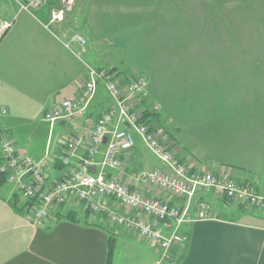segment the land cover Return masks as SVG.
I'll return each instance as SVG.
<instances>
[{"label":"crops","instance_id":"1","mask_svg":"<svg viewBox=\"0 0 264 264\" xmlns=\"http://www.w3.org/2000/svg\"><path fill=\"white\" fill-rule=\"evenodd\" d=\"M182 2L77 1L63 25L53 28L64 38L70 30L89 38L84 49L78 46L81 58L44 26L49 20L51 7L57 5L58 0H50L34 13L19 11L12 0L0 2V21H12V25L0 34V128L8 131L22 153L36 160L49 158L48 181L62 179L67 174L68 168L61 163L60 157L66 152L68 141L77 132L95 126L107 104V99L100 96L103 91L100 89L85 116L59 119L55 123L46 119L51 107L66 97H76L81 93L87 78L88 62L84 57L91 49H106L108 45L119 49L131 42L136 49L194 47V42H187L186 31H182L186 18L179 19L173 15L174 19L161 22L162 10L174 7L173 12L176 13ZM77 8H82V11ZM108 15L117 17L110 20L119 22L124 27L123 32L112 37L113 41L109 36L106 38L110 41H106L104 32L100 45L99 41H90L92 27L89 24L96 23L101 28V22L106 25L109 21ZM79 16L82 18L80 25L77 21ZM127 24L141 27L127 32ZM202 44L200 42V49ZM230 64L233 63L216 66L206 63L201 68L210 76L198 74L199 79L190 80L188 76L191 75L187 72L178 73V76L187 77H179L178 81L174 78L172 83L181 82L175 89L172 87L174 96L162 93L157 98L153 93L160 101V110H163L158 131L183 162L252 181L264 192V68L258 69L261 72L256 78L250 77L256 73L236 78L232 71L238 70V65ZM257 65L264 66V63ZM153 99L151 102H156ZM87 145L82 147V151ZM148 149L141 136L136 137V145L123 155L124 168L112 173L130 182L132 176L139 172L165 168L163 162L162 166H151ZM7 183L0 189V264H106L112 232L116 237L114 264H119L122 259L123 264H264V208L245 207L235 201L221 199L212 190L196 193L191 201V213L200 201H206L214 217L196 219L177 227L187 239L184 245L174 244L168 258L163 256L164 250L157 241L145 239L108 218L110 222H103L101 213L92 212L88 219L85 206L79 202L56 207L46 225H36L31 222L29 213H20L11 204L17 189L14 182ZM131 186L145 194L166 199L173 205L185 206L183 198L161 188ZM103 202L123 214L144 215L112 197L103 199ZM71 211L77 220L64 218ZM57 212L59 218L55 216ZM98 223H104L106 228ZM158 223L166 235L177 226L174 221Z\"/></svg>","mask_w":264,"mask_h":264},{"label":"built area","instance_id":"2","mask_svg":"<svg viewBox=\"0 0 264 264\" xmlns=\"http://www.w3.org/2000/svg\"><path fill=\"white\" fill-rule=\"evenodd\" d=\"M12 1L20 11L34 13L50 0ZM77 1L80 0H58L57 5L51 7L49 20L44 26L57 34L64 45L81 58L78 46L84 49L87 38L78 31H71L64 38L53 28L64 23ZM11 25V21L4 20L0 23V30H6ZM122 77L116 71L87 64V78L81 93L76 97H66L47 111L46 119L51 123L59 119H77L87 114L101 85L109 96V102L95 126L77 132L68 141L66 152L60 157L61 163L68 168L62 179L48 181L49 158L36 160L22 153L8 131L0 128V150L5 168L10 172L9 181L15 183L21 201L32 202L29 212L32 223L44 226L56 207L79 202L93 213H105L109 220L137 232L145 239L157 241L164 250L163 256L169 258L170 248L184 242V238L176 229L166 235L158 222L174 221L178 227L185 222L214 217L206 201H200L197 212L191 213V201L199 190H212L216 197L245 207L264 208V194L251 181L183 162L161 132L153 131L141 122L146 109L160 111V105L153 104L149 98L148 76L135 74L124 77L125 80ZM135 134L141 136L166 167L139 172L127 182L112 171L124 168L123 155L136 145ZM86 143L88 145L82 151ZM98 155H101L100 160H97ZM132 184L161 188L183 198L185 206L173 205L166 199L145 194L132 188ZM109 197L146 216L123 214L109 208L103 202Z\"/></svg>","mask_w":264,"mask_h":264},{"label":"rangeland","instance_id":"3","mask_svg":"<svg viewBox=\"0 0 264 264\" xmlns=\"http://www.w3.org/2000/svg\"><path fill=\"white\" fill-rule=\"evenodd\" d=\"M1 1L2 0H0V2ZM179 1L182 2L183 0ZM173 8L170 7L169 10L164 9L161 11V14H164L161 22L166 19H174L175 16L173 15H177L179 19L180 17L186 18L187 21L183 24L182 31H186L184 34L187 36V42H194V47L188 46L186 49H136L137 47L131 42V44H127V46L122 45L119 49H114V45L109 46L107 44L108 46L106 49H91V52L84 57L88 62L87 64L92 67H96V65L116 66L120 70L130 74L129 76L135 74L147 75L149 81V98L152 100L153 96L155 98L153 100L157 102H153V104L160 103V101L156 99V97H161L159 94L165 93L171 96L170 93H172V96H174L172 87L175 89L181 82L172 83V81H174V78L178 81L177 79H179V77H184L185 79L186 76H178V73L184 74L187 72V74L191 75L188 76L191 78L190 80L194 78L199 79L200 75L198 74L202 73L210 76L208 72L202 70L206 63H210V65L213 66L222 63H233L230 65L234 66L238 65L236 67L239 69L232 71L235 72L234 77L236 78L249 77L250 73H256V76L253 74L250 75V77L256 78L258 72H261L258 69L261 67L264 68V66L257 65V63H264V0H184L180 10H176V13L173 12ZM77 9L80 10L82 8ZM79 14H82V12ZM136 15L142 16L141 14ZM148 16L151 15L148 13ZM107 18L109 21H107L106 25L102 24V22L100 23L101 28L94 23V20H92L94 24H89L92 27L90 41H99L100 45L103 41L102 35L104 32L105 38L109 36L112 41V37L116 34L120 35L121 32H123L122 28L124 27H122L119 22L110 20V18L116 19V16L108 15ZM141 20L142 18L140 17V21L138 20L139 23L143 22ZM77 21L79 25L82 24V18H80V16L79 18L77 17ZM157 21L158 20L153 21L152 24L154 25V22ZM61 25H63V23ZM140 27L141 26H139V28ZM139 28L137 25L134 26L131 24L125 26L127 32L138 30ZM6 30H0V34L4 33ZM54 35L58 37L57 34L54 33ZM86 38L88 44L89 38ZM106 41L110 40L106 38ZM200 42H203L202 49H200ZM241 68H247V70ZM173 73H175L174 75L176 76H173ZM226 73H231V71H227ZM122 79L125 80L124 77H122ZM183 80L182 84L186 85ZM188 84L190 83H187V85ZM183 85H181V87ZM100 89L103 90L100 96L107 99L106 103H108L109 96L105 87L101 85L99 91ZM177 89L180 90L181 88ZM180 92H183V89H181ZM160 114L163 116V110H160ZM136 135L138 134H135V136ZM136 137L138 139L140 136ZM146 152L151 157V166H162V160L151 149H148ZM99 156L100 155L97 156V160L101 159H98ZM6 184L8 185L9 183ZM262 193L264 194V192ZM198 209L199 207L197 205L195 211L197 212ZM195 211L192 212L194 213ZM97 221L99 220L97 219ZM175 228L176 231H178L179 226ZM180 234L185 240L180 243V245H184L187 237L182 233ZM123 261L122 259V262L119 264H123Z\"/></svg>","mask_w":264,"mask_h":264},{"label":"trees","instance_id":"4","mask_svg":"<svg viewBox=\"0 0 264 264\" xmlns=\"http://www.w3.org/2000/svg\"><path fill=\"white\" fill-rule=\"evenodd\" d=\"M97 68H106V69H110L112 71H116V72H118V74L120 76H124L126 78H128L129 75H130V74H127L126 72L120 70L116 66H102V67H97ZM161 120L162 119H161L160 112H152L149 109H146L143 112V115H142V118H141V122L147 124L149 126V128L151 130H153V131H157L159 129V127L161 125ZM0 138H1V132H0ZM9 175H10V172H9V170H7L5 168L4 157H3L2 153H1V150H0V189L2 188V186L4 184H6L9 181ZM11 204L14 206V208L18 212H20V213H29L30 210H31L30 208H31L32 202L30 200L26 201V202L21 201L19 193H15V195H13V197L11 199ZM59 212H57L56 215H55L58 218L60 216ZM73 213H74V211H71V213H69L68 215H64V218L77 220L73 216ZM86 213H87V218L89 219V216L92 213V211L86 209ZM101 216L103 217V219H102V220H104L103 222H105L107 220V218H108L106 216V214L102 213V212H101ZM88 221H90V220H88ZM98 225L106 228L104 223H98ZM115 249H116V237H115V234L112 232L110 234V238H109V241H108V258H107L106 264H113V258H114Z\"/></svg>","mask_w":264,"mask_h":264},{"label":"water","instance_id":"5","mask_svg":"<svg viewBox=\"0 0 264 264\" xmlns=\"http://www.w3.org/2000/svg\"><path fill=\"white\" fill-rule=\"evenodd\" d=\"M105 140H106V138H105Z\"/></svg>","mask_w":264,"mask_h":264}]
</instances>
